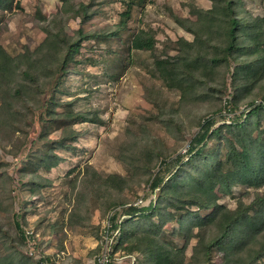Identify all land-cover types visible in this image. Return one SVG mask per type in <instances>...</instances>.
Listing matches in <instances>:
<instances>
[{
    "label": "trees",
    "instance_id": "trees-1",
    "mask_svg": "<svg viewBox=\"0 0 264 264\" xmlns=\"http://www.w3.org/2000/svg\"><path fill=\"white\" fill-rule=\"evenodd\" d=\"M210 1L206 9L192 6L188 17L171 11L175 22L193 38H177L172 41L174 54L153 60L164 86L179 96L175 106L160 107L157 121L175 135V143L189 135L186 151L171 159L176 149L149 135L134 138L121 149L122 159L139 179L146 176L145 182L153 163L160 161L161 165L149 186L155 197L147 205L110 198L121 211L109 216L106 230L116 231L113 250L124 243L122 255L133 258V264H255L264 258V12H247L243 0ZM85 4L70 7L83 22L93 14ZM126 4L117 26L106 33H86L80 28L72 36L60 23L45 27L47 36L40 44L44 48L39 45L29 55L13 56L0 44L1 137L7 136L11 142L13 136L18 137L16 133L24 127L22 119L30 120L27 127L39 122L43 128L31 141L34 148L25 154L27 162L19 168L21 175L28 176L24 184L28 188L24 187L30 190V197L39 195L45 185L42 172L64 160L59 151L77 152L82 132L74 124L99 122L97 112L78 107L79 99L60 101L56 94L65 88L68 68L79 63L77 52L84 40L100 42L127 29L132 4ZM156 45L154 32L139 28L129 47L153 51ZM38 49L45 50L40 55L43 59L35 55ZM106 54L98 64H104L115 51ZM164 71L169 72L168 78ZM48 78L50 82H46ZM45 83L52 84L51 90L44 89ZM228 88L231 91L226 96ZM199 104L201 108L192 114ZM25 106L31 118L23 111ZM52 130L58 131L55 138L48 136ZM171 163L174 168L170 171ZM88 171L98 175L89 165L85 174ZM1 177L4 183L13 180L7 173ZM97 177L95 181L106 193H121L128 185L132 189L129 183L133 180L121 174ZM235 186L242 189L231 207L217 187L231 196ZM84 190L81 186L78 194ZM4 194L5 201L13 203L11 189ZM8 217H12V228L0 210V264H55L53 254L29 255L26 228L18 213L12 211ZM169 223H177L183 231L181 242L163 231ZM191 241L194 245L188 257ZM106 264L116 262L110 259Z\"/></svg>",
    "mask_w": 264,
    "mask_h": 264
},
{
    "label": "rangeland",
    "instance_id": "rangeland-1",
    "mask_svg": "<svg viewBox=\"0 0 264 264\" xmlns=\"http://www.w3.org/2000/svg\"><path fill=\"white\" fill-rule=\"evenodd\" d=\"M79 2L86 3L88 13L93 12L85 22L81 17L74 16L70 10L71 6ZM126 3L132 4L127 29L100 42L84 40L77 52L79 63L68 68L70 75L65 81V88L56 94V99L60 101L79 99L78 107H87L97 112L99 122L74 124L75 128L82 132L76 143L77 152L59 151L64 160L50 171L42 172L45 185L40 188L39 195L30 197V190L25 189L28 186L24 185L28 176L21 175L23 172H19V168L27 162L25 154L29 148H34L31 141L37 138L42 126L36 122L33 126L27 127L30 120L22 119L24 127L16 133L18 137L13 136L12 142L8 141L7 136L0 135L2 139L0 175L7 173L9 177H13V180L8 179V181L5 177L7 182L4 183L0 176L2 217L8 228H12V217L7 218V216L11 215L12 211H16L24 228L31 232L27 239V253L39 256L43 251L48 254L62 252L58 263L55 264H99L96 258L103 254H107L109 258L110 253L112 254L110 259L116 264H133V258L122 255L124 243L117 250H113L112 243L116 231L106 230L109 226V216L114 211H121V206L115 205L110 198L127 199L135 204L147 205L149 200L155 197L154 193L150 194L149 186L161 165L160 161L153 163L150 169L151 176L145 182L146 176L141 174L143 170L136 166L143 176L139 179L131 169V165L122 159L121 149L128 141L149 135L159 142L166 143L167 148L176 149L171 159L177 156V153L182 155L186 151L189 135H185L183 141L175 143V135L157 121L160 107L175 106L179 96L176 92L168 91L164 86V82L155 70L153 60L164 54L166 57L174 54L172 41L177 38L184 37L189 40L193 38L191 33L175 22L171 11L188 17L192 6L206 9L211 6V1L6 0L0 4V44L16 56L25 52L29 55V52L35 51L47 36L48 29L45 28L47 26L53 27L61 23L64 31L72 36L80 28L86 33H106L117 26L120 13L126 8ZM243 7L252 14L260 11L263 13L264 0H243ZM139 28L154 32L157 45L153 51H141L129 47L132 34ZM41 47L44 48L40 45ZM111 49L117 55L113 62L110 60L115 55L113 57L109 55V60L104 64H98L99 58L108 55L106 52ZM44 51L38 49L35 55L43 59L40 55ZM163 75L168 78L169 72L164 71ZM46 82H50V78L46 79ZM45 84L44 89L51 90L52 84ZM230 91L231 89L228 88L225 95L228 96ZM201 106L202 104H199L193 108L192 114L198 112ZM22 109L27 113L28 118L32 117L28 106ZM248 110L246 109L245 113ZM222 114L226 113L222 112ZM195 129V126L192 127V130ZM57 134L58 131L52 130L48 136L55 138ZM169 149L168 152H171ZM87 165L99 176L117 173L132 179L133 181L129 183L132 189L128 185V188L126 187L121 193L113 190L106 193L102 185L95 181L98 175L92 176L90 171L85 174ZM172 168L174 163L168 167L169 170ZM168 171H165L164 175ZM19 178L22 180L20 181ZM81 186H84L85 190L79 195ZM13 188L15 191L12 190ZM10 189L14 200L13 203L11 200V204L5 201L4 194L6 192L9 194ZM241 189L242 187L235 186L231 196L225 194L220 187H217V192L226 205L234 207ZM6 208H11L12 211H6ZM163 231L181 242L180 236L183 231L179 229L177 223L167 224ZM193 245L194 241H191L187 247L188 257ZM25 252L23 249V253ZM255 264H264V258Z\"/></svg>",
    "mask_w": 264,
    "mask_h": 264
},
{
    "label": "built area",
    "instance_id": "built-area-1",
    "mask_svg": "<svg viewBox=\"0 0 264 264\" xmlns=\"http://www.w3.org/2000/svg\"><path fill=\"white\" fill-rule=\"evenodd\" d=\"M26 233H27V236L30 237V231H27L26 230ZM42 253H45V254H48L46 251H43ZM42 254H40L39 256H37L38 258L41 257ZM54 257H55V263H58V260L59 258L61 257L62 255V252H59V253H54L53 254ZM110 260V258H108V255L107 254H103L102 256H99L96 258V261L99 263V264H106L108 261ZM42 264H44V262H42Z\"/></svg>",
    "mask_w": 264,
    "mask_h": 264
}]
</instances>
